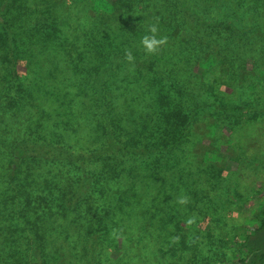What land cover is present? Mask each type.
I'll list each match as a JSON object with an SVG mask.
<instances>
[{
	"label": "trees",
	"instance_id": "16d2710c",
	"mask_svg": "<svg viewBox=\"0 0 264 264\" xmlns=\"http://www.w3.org/2000/svg\"><path fill=\"white\" fill-rule=\"evenodd\" d=\"M68 1L81 6L84 14L75 28L67 21L63 23L65 45L59 52L52 36L43 51L38 44L25 45L23 40L16 39L26 49L20 55L25 62L24 77L18 76L15 70L14 53L6 55L5 52L0 56L1 65L7 61L6 75L18 88L11 99V108L18 113L20 122L23 114L28 115L26 134L19 130V138H14L13 145L0 149H9L10 179L22 176L18 193L23 191L29 173L34 176L40 173L37 164L43 165L42 170L45 165L60 166L75 177L60 196L66 209L88 202L89 209L102 207V219L110 220L118 214V221L126 218L130 221L132 209L141 204H148L149 209L160 202L169 205L171 199L165 192L158 196V180L160 187L165 188L163 179L168 180L167 170L172 171L175 166L172 152L182 143L187 127L195 121L196 110L210 105L223 114L252 113L256 117L264 114V107L248 104H208L199 98V93L195 95L187 87L177 72L183 69L179 63L187 60L193 61L199 78L212 74L218 48L205 41L197 51L194 44L201 42L212 28L222 27L227 31L236 28L233 20L225 23L217 15L219 11L222 15V2L234 12L242 11L243 6L252 11L256 3L252 0ZM166 7L171 8V14L176 11L181 30L175 27L173 35L162 38L159 28ZM231 17L240 22L238 14L232 13ZM1 19L0 13V22ZM240 26L243 30L238 32L242 34L235 35V39L245 42L248 37H244V32L251 31V39L264 40V31L260 28ZM7 37L8 44H13V33H7ZM72 37L77 42L75 46L69 43ZM144 43L151 45L149 58ZM13 49L19 51L16 45ZM56 60L59 68L51 66ZM43 66L46 78L39 77ZM56 72L61 77L56 79ZM224 152L231 157L230 152ZM226 161L232 162L229 158ZM185 174L182 179H186ZM185 181H180L179 189L184 192L190 187L193 199L189 200L196 203L194 197L199 196L198 203L204 207L208 198L203 185L190 181L183 188ZM110 185L117 188L106 193L104 188ZM154 187L157 195L149 202L142 201L138 191L146 192ZM163 196L166 197L161 200ZM258 203L261 209L256 215L257 222L251 223L241 242L227 243L236 250V255L225 264L264 263V194L259 196ZM209 204L204 207L206 210L212 209ZM92 215L96 218L97 214ZM161 229L165 226L161 225ZM39 247L35 246L40 253L35 255V260L14 258L13 264H49V259L41 256ZM88 248L94 252L96 242L91 240ZM58 259L52 254L51 264Z\"/></svg>",
	"mask_w": 264,
	"mask_h": 264
},
{
	"label": "rangeland",
	"instance_id": "374dc122",
	"mask_svg": "<svg viewBox=\"0 0 264 264\" xmlns=\"http://www.w3.org/2000/svg\"><path fill=\"white\" fill-rule=\"evenodd\" d=\"M252 1L256 3L254 10L243 6L242 11L235 12L222 2V15L220 11L217 15L225 23L233 20L236 28H212L201 42L194 44L197 51L205 41L218 48L212 74L199 78L193 61L187 60L179 63L181 71L176 69L187 87L208 104L264 107V40L251 39V31L243 33L248 37L245 42L234 38L242 34L238 32L243 30L240 24L264 31V1ZM166 8L159 28L162 38L173 35L175 27L181 30L176 11L171 14V8ZM81 9L68 0H0L1 20L6 23L0 22V56L14 53L15 70L24 77L25 62L20 55L26 49L16 39L25 45L38 44L43 51L52 36L59 52L65 45L63 23L67 21L75 28L84 14ZM232 13L240 16V22L231 17ZM9 32L13 33L11 45ZM70 41L73 46L77 44L73 37ZM143 46L149 58L151 45ZM4 62L0 64V148L11 147L19 138V130L26 134L28 118L23 114L20 122L18 113L11 108L18 88L6 75L7 61ZM45 66L39 70L40 78L48 77ZM51 66L59 68L58 61ZM58 77L61 76L56 72L55 78ZM194 119L184 132L182 143L172 152L175 166L172 171L167 170L165 188L160 187L158 180V196L165 192L171 199L169 205L160 202L149 209L148 204H141L132 209L130 221H118V214L110 220L102 219V207L89 209L88 202L66 209L60 196L75 177L60 166L45 165L42 170L43 165L37 164L40 173H29L23 191L18 193L22 176L10 179L9 149H0V264H13L14 258L35 260L40 255L36 245H40L41 256L48 258L49 264L52 254L59 257L53 264H225L232 260L236 250L227 243L241 242L251 223L257 222L261 209L258 198L264 194V114H223L208 105L196 110ZM225 150L231 157L224 154ZM184 174L186 179H182ZM181 180L187 182L183 188L190 181L203 185L208 198L204 207L210 203L212 209L206 210L198 203L199 196L194 197L193 203V190L179 189ZM116 188L110 185L104 191L110 193ZM145 191H138L144 202L157 195L155 187ZM91 211L97 214L96 218ZM91 240L96 242L94 252L88 248Z\"/></svg>",
	"mask_w": 264,
	"mask_h": 264
}]
</instances>
